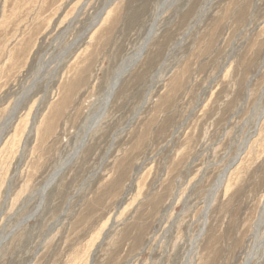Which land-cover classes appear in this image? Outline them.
<instances>
[{
    "label": "rangeland",
    "instance_id": "rangeland-1",
    "mask_svg": "<svg viewBox=\"0 0 264 264\" xmlns=\"http://www.w3.org/2000/svg\"><path fill=\"white\" fill-rule=\"evenodd\" d=\"M0 264H264V0H0Z\"/></svg>",
    "mask_w": 264,
    "mask_h": 264
},
{
    "label": "bare ground",
    "instance_id": "bare-ground-1",
    "mask_svg": "<svg viewBox=\"0 0 264 264\" xmlns=\"http://www.w3.org/2000/svg\"><path fill=\"white\" fill-rule=\"evenodd\" d=\"M155 29V28H154ZM151 36V34H150ZM142 53V51H141ZM140 54V52L138 53ZM139 57V56H138ZM128 62V61H127ZM131 62V61H130ZM129 63V62H128ZM126 64L124 66H122L118 72L115 74L113 80L111 81L108 90L106 91L103 100H102V106L100 109V113L98 116V120H100L103 116H105V114L107 113L108 107L111 103V100L113 98V95L115 93V89L121 79L122 74L126 71V69L130 66L129 64ZM134 63V62H133ZM239 162V161H238ZM64 167V163L60 164L54 171L53 173L50 175V177L48 178V180L46 181V183L43 186L42 189V193L45 192V190L47 189V187L55 180V178L59 175V172H61L62 168ZM206 224V223H205ZM204 230V229H203ZM203 233V232H202Z\"/></svg>",
    "mask_w": 264,
    "mask_h": 264
}]
</instances>
